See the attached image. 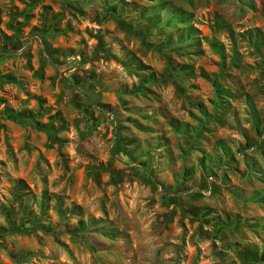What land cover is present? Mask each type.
<instances>
[{"label": "rangeland", "instance_id": "374dc122", "mask_svg": "<svg viewBox=\"0 0 264 264\" xmlns=\"http://www.w3.org/2000/svg\"><path fill=\"white\" fill-rule=\"evenodd\" d=\"M0 264H264V0H0Z\"/></svg>", "mask_w": 264, "mask_h": 264}, {"label": "trees", "instance_id": "16d2710c", "mask_svg": "<svg viewBox=\"0 0 264 264\" xmlns=\"http://www.w3.org/2000/svg\"><path fill=\"white\" fill-rule=\"evenodd\" d=\"M178 11V10H177ZM176 11V13H174V15L172 16L171 20L174 21L176 19V15H178V12ZM114 15H117V13H115ZM159 17V16H158ZM177 20V19H176ZM175 20V21H176ZM172 71V70H171Z\"/></svg>", "mask_w": 264, "mask_h": 264}]
</instances>
